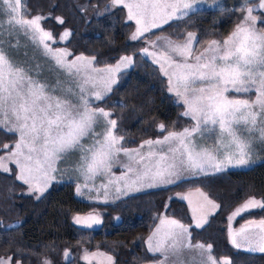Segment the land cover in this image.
<instances>
[{
	"label": "snow or ice",
	"instance_id": "1",
	"mask_svg": "<svg viewBox=\"0 0 264 264\" xmlns=\"http://www.w3.org/2000/svg\"><path fill=\"white\" fill-rule=\"evenodd\" d=\"M206 3L207 0H111L112 5L127 9V19L136 25L129 39L144 40L146 46L139 54L159 65L168 78V91L185 106L182 115L194 121L180 131L168 130L161 123L157 125L161 137L129 148L126 138L117 134L118 120L111 118L113 113L95 102L105 101L112 93L118 82L116 73L132 66L136 53L122 55L114 66L105 67L96 66L95 56L81 54L68 59L73 53L67 48L54 50L45 43L53 39L52 33L41 27L46 17L31 16L26 0H0V130L17 135L14 146H0V151L8 149L6 156H0V171L10 172L7 162L14 163L19 169L16 179L29 186V194H38L36 199H40L61 172L59 164L79 153L72 171L83 177L84 184L77 185V193L82 195L89 181L110 174L113 166L119 165L121 175L110 176L108 183L101 185L106 198L109 185H115L119 198L129 191L178 184L229 166L250 167L257 147L264 149V27L257 26L264 25V0H240L239 7L231 10L241 13L234 29L223 39L209 40L203 48L193 31L186 35L178 32L175 40L145 35H154L152 30L162 29L164 24L183 22ZM210 7L222 10L219 0H213ZM56 20L64 23L61 17ZM21 34L35 48L42 46V55L54 61V68L59 69L54 82L44 75V65L34 62L35 56L28 58L25 51L24 59H20ZM70 35L66 29L61 39L67 40ZM47 71L52 72L53 67ZM61 73L65 79L60 78ZM230 90L254 91L256 96L254 100L250 96L229 98L225 93ZM102 122L103 130L98 132ZM121 154L125 159L120 158ZM200 195L207 209L219 207L203 192ZM255 208L264 209V199L249 197L229 220ZM195 212L193 209L194 216ZM208 215L210 211H204L195 227L202 228ZM158 219L159 224L146 241L152 264H231L226 258L218 261L211 244L193 243L190 225L166 216ZM74 221L88 228L100 223L95 215L76 216ZM253 230L258 233L256 243L248 235ZM229 236L234 247L239 248L243 239L248 242V251L264 252V219L250 220ZM186 252H196L200 258L188 259ZM69 255L66 251L65 258ZM107 259L112 260L110 256ZM12 261L13 257L0 256V264ZM41 264L52 262L44 258Z\"/></svg>",
	"mask_w": 264,
	"mask_h": 264
},
{
	"label": "trees",
	"instance_id": "2",
	"mask_svg": "<svg viewBox=\"0 0 264 264\" xmlns=\"http://www.w3.org/2000/svg\"><path fill=\"white\" fill-rule=\"evenodd\" d=\"M109 0H26L31 16L42 14L44 31L54 38L70 31L65 44L54 48H67L73 56L96 57V66L114 65L122 55L136 53L132 67L119 74L117 84L105 101L97 102L113 113L118 120V135H123L129 148L138 147L144 140L156 139L162 134L156 129L163 123L168 130L180 131L192 123L182 115L183 108L167 92L166 80L158 68L145 60L139 50L144 40L128 42L133 24L126 19L123 8H117L102 17L85 19L79 8H102ZM259 0H255L258 3ZM230 8L206 9L191 13L183 22H170L162 29L147 34L168 36L187 31L198 34L200 48L211 39H223L241 19L240 12ZM260 15V13H256ZM61 17L64 23H58ZM27 18V17H26ZM179 23V28H177ZM258 27H264L258 23ZM249 95H230L243 98ZM123 104L124 107H120ZM166 134V133H163ZM16 136L0 130V146L12 145ZM3 150L0 151V155ZM199 189L219 205L217 212L200 230L190 228L193 243L213 246L216 259L226 258L231 264H264V253L251 254L235 250L226 241L224 225L226 215L249 197L264 199V162L246 170L227 171L213 176L187 180L167 188L133 195L109 205L81 201L74 196L70 183L52 184L40 199L25 196V186L16 179V172H0V256L13 257L12 264H41L48 258L52 264H82V250H99L111 256L114 264H149L151 257L145 249V240L157 224L158 217L166 216L191 225L185 204L168 198L176 192ZM102 212L101 226L94 230L81 229L71 223L73 215L91 211ZM120 217L113 224V217ZM264 219V209L239 217L234 226L247 221ZM9 225L13 227L9 228ZM18 249L21 251L18 252ZM64 251L70 261L61 263ZM141 258L139 261L135 258Z\"/></svg>",
	"mask_w": 264,
	"mask_h": 264
},
{
	"label": "rangeland",
	"instance_id": "3",
	"mask_svg": "<svg viewBox=\"0 0 264 264\" xmlns=\"http://www.w3.org/2000/svg\"><path fill=\"white\" fill-rule=\"evenodd\" d=\"M212 4H213V0H207V3L203 5V7H202L201 10H205V9H221V8H216V7H210V5H212ZM239 4H240V0H219V5L222 6V8H230V9H233L234 7L238 8L239 7ZM106 6H108V11H105V7ZM117 8H123V7L122 6L112 5L111 4V0H109V2L105 6H103L102 8L83 6V7H80L79 10H80V12L82 13V15L84 16L85 19H90L92 17H94V18H96V17H102V16H104V15L112 12L113 10H115ZM123 9L126 12V19H127V9L126 8H123ZM97 13H102V14L98 15ZM256 13L257 12H254L253 15H256ZM3 19H5V21H6V18H3ZM129 22H131L133 24V31L132 32H134L135 27H136L135 22L134 21H129ZM165 25H167V24L162 25V27H164ZM156 30H158V29H153L152 32L153 31H156ZM63 32L60 33L57 36V38H54L52 36L53 39L52 40L45 41V43H47L49 45V47H51L54 50L55 49H63V48H54L53 47L54 44L62 45V44H65L68 41L69 37H68L67 40H62L61 39V36H62ZM132 32H131V34H132ZM147 34L148 33H146L145 35H147ZM130 35H129V37H130ZM129 37L127 39L128 42H135V41L130 40ZM19 39H20V45H21V47H20V59H24V52L25 51H27L28 58H31V57L35 56L36 57V61H34V62H40L41 64H43L44 67H45L44 75L47 76V77H49L50 80L52 82H54L55 81V73L58 72L59 69L54 68V61H52L51 59L46 58L45 56L42 55V53H43V47L40 46L38 49L35 48L33 46L32 42L28 38H26L23 34L20 35ZM161 43H162V41H161ZM143 44H144V46H146L145 45V42H143ZM142 57L145 60H147L150 63H152L154 66H156L159 69V71H160L159 65L158 64H154L152 62V59L151 58L144 57V56H142ZM49 67H53V71L52 72L47 71V69ZM131 67L132 66H129L128 68H122L120 70V72L116 73V78L118 77L119 74H121V73L129 70ZM160 74L166 80L168 94L171 95L173 97L174 101L176 102L177 101V98L175 97V95L172 94V93H170L168 91V78L166 76H164L161 73V71H160ZM60 78L61 79H65V76H64L63 73H61ZM115 85H113V87ZM251 93L254 95V97H253V100H254L256 94H255L254 91L251 92ZM242 94H249V93H236V92L231 91V90L229 92L225 93V95L228 96V97L230 95H242ZM95 103H97V102H95ZM177 104H180L183 107V112H184L185 111V106L182 103H177ZM187 118L191 119L190 117H187ZM192 122L194 123V121H192ZM157 125H159V124H157ZM157 125H156V129L158 131H160L157 128ZM102 130H103V122H102L101 126L97 128V131L98 132L99 131H102ZM2 131L5 132V133H7L4 130H2ZM8 134H10V133H8ZM12 135L16 136V139H17V135L16 134H12ZM87 143H90V141H86V144ZM208 143L210 144L211 141H209ZM13 146H14V144H13ZM146 151H147V149H145V152ZM7 154H8V149H4L3 150V153L0 156H6ZM78 158H79V153H76L75 155H72V156L68 157V159L64 163L59 164V167L61 169V172L56 174V179L52 181V183L50 184V186L52 184H55V183H70V184H73V187H74V196L77 199L81 200V201H85V202H88V203L100 204V205H109V204H112V203H115V202L119 201L120 199H123L125 197H128L130 195H135V194H138V193H143V192H147V191H151V190L162 189V188H166V187L172 186V185H166V186H161L159 188L144 189V190H142L140 192L129 191L126 196L121 195V196H119V198H117L118 197V194L115 191V185H109V187H108V196L106 198L105 197V194H104L105 193V189L103 187H101V185L107 184L108 183V179H109L110 176L118 177V176L121 175V172H122V169L119 167V165H115V166H113L110 174H107L106 173L105 175L98 176L94 181H89L88 182L89 183V188H91L92 191H89V188H82L83 194L80 195V194L77 193V185H81L82 186L84 184V179H83L82 176H79L78 173H75L74 171H72V168L74 167L75 161L78 160ZM120 158L121 159H125L122 154H121V157ZM252 159H253L254 162L252 163V165L250 167H232V166H229V167H226L221 172H214V173H211V174L206 175V176H213V175H217V174L224 173V172H227V171L246 170V169H249V168L253 167L254 165H257L259 163H263L264 162V149H261V148L257 147L255 153L253 154ZM7 166H8L9 169H10V167H13L15 169L16 175L18 174L19 169L17 168V166L14 163H12L11 161H8L7 162ZM0 172H2V171H0ZM2 173H8V172H2ZM61 173H63V174H61ZM197 177H203V176H197ZM192 178H196V177H192ZM17 181L19 183L23 184L26 187V190L24 191V195L25 196H30V197L36 199V195H38V194H29V186L26 185V184H24L20 180H17ZM200 192H197V190H193V191H187V192H184V193H175L172 196H170L168 198L167 202H166V206L168 205V202L170 200H177V201H180V202L185 203L187 205V207H188V213H189V216H190L191 221H192L191 227L194 228V229H201V228H196L195 227V223H196V220L199 219L203 215V212L204 211H210V215H208V217H207V220H208L209 217H211L217 211V209H218V208H216L215 210H209V209H207L206 202L204 200V197L200 195ZM182 196H187L188 199H181ZM257 200H260V199H257ZM202 201H203V204H202ZM204 205H205V208H204ZM240 205H238V206H240ZM237 207H235L226 216V223H225V226H224V229H225V232H226V237H227V240H228V242L230 244H231V242H230V236H229L230 232L239 230L242 226H245L246 225V223H245L241 227L234 228L233 227L234 222L239 217H241L242 215H244L246 213H249L251 211H255V210L260 209V208L249 209L247 212L242 213L240 216H237L235 219L229 220V216L236 210ZM193 209H196L195 216H194V213H193ZM89 215H95L100 220V223L99 224H94L91 228H88V227H85L83 225L76 224L75 221H74V218L76 216L88 217ZM101 217H102V212H100L98 210L97 211L95 210V211H91V212H88V213L83 214V215H73L71 217V223L75 227H78V228H81V229L94 230V229H97V228H99L101 226V223H102V218ZM116 217L117 216L113 217V219H112L113 224H118L119 221H120V220H117ZM157 224H159V219H158V223ZM248 235L250 237H253L254 238L253 239V243H256L257 242V240H258V233H256L253 230V231L249 232ZM147 239L145 240V247H146V249H147V244H146ZM231 246L234 247L232 244H231ZM248 246H249L248 245V242L246 241L244 243H241V246L239 248H237V247H234V248L237 249V250L246 252V253H253V254L264 253V252H260V251H248L247 250L248 249ZM65 252L66 251H64L63 254H62L61 263H67L71 259V255H69L67 258H65ZM149 254H151V253H149ZM85 255H87V259H85ZM185 256L188 257V259H192L193 257H195L198 260L200 258L197 255L196 252H186L185 253ZM107 257H109V256L106 255V254H104V253H102L99 250H96V251H93V252H90V251H87V250H82L81 253H80V255H79V261L82 264H114L113 258L110 256L112 258V260L109 261L107 259ZM223 259H225V258H221L218 261H221ZM149 264H152V263H149Z\"/></svg>",
	"mask_w": 264,
	"mask_h": 264
},
{
	"label": "crops",
	"instance_id": "4",
	"mask_svg": "<svg viewBox=\"0 0 264 264\" xmlns=\"http://www.w3.org/2000/svg\"><path fill=\"white\" fill-rule=\"evenodd\" d=\"M222 9H223V8H222ZM205 10H206V9H205ZM200 11H201V10H200ZM125 13H126V12H125ZM158 70H159V69H158ZM159 72H160V71H159ZM163 78H164V77H163ZM249 94H252V93H249ZM249 94H242V95H249ZM229 97H230V96H229ZM253 97H254V95L252 94L251 99H253ZM230 98H232V97H230ZM182 108H183V107H182ZM182 113H183V112H182ZM184 117H185V116H184ZM186 118H187V117H186ZM188 119H189V118H188ZM190 120H191V119H190ZM191 121H192V120H191ZM192 123H193V122H192ZM139 145H140V144H139ZM139 145H138V146H139ZM203 177H204V176H203ZM196 178H200V177H196ZM196 178H191V179H196ZM191 179H189V180H191ZM174 185H175V184H174ZM166 188H167V187H166ZM162 189H163V188H162ZM25 190H26V187H25ZM156 190H157V189H156ZM194 190H197V189H194ZM151 191H154V190H151ZM189 191H193V190H189ZM200 191H201V190H200ZM147 192H150V191H147ZM184 192H187V191H184ZM184 192H176V193H184ZM201 192H202V191H201ZM143 193H146V192H143ZM138 194H142V193H138ZM173 194H175V193H173ZM173 194H172V195H173ZM135 195H137V194H135ZM172 195H171V196H172ZM130 196H133V195H130ZM130 196H128V197H130ZM125 198H127V197H125ZM125 198H123V199H125ZM120 200H122V199H120ZM120 200H119V201H120ZM175 201H177V200H175ZM117 202H118V201H117ZM178 202H180V201H178ZM213 202H214V201H213ZM115 203H116V202H115ZM181 203H183V202H181ZM214 203H215V202H214ZM112 204H113V203H112ZM183 204H185V203H183ZM202 204H203V201H202ZM216 204H217V203H216ZM217 205H218V204H217ZM185 206H186L187 213H188V207H187L186 204H185ZM236 207H237V206H236ZM204 208H205V205H204ZM217 210H218V209H217ZM232 210H233V209H232ZM232 210H231V211H232ZM258 210H259V209H258ZM231 211H230V212H231ZM255 211H256V210H255ZM216 212H217V211H216ZM216 212H215V213H216ZM230 212H229V213H230ZM251 212H252V211H251ZM215 213H214V214H215ZM229 213H228V214H229ZM214 214H213V215H214ZM228 214H227V215H228ZM246 214H247V213H246ZM213 215H212V216H213ZM227 215H226V216H227ZM188 216H189V213H188ZM212 216H211V217H212ZM211 217H209V219H210ZM189 218H190V216H189ZM209 219H208L207 221H209ZM190 221H191V218H190ZM257 221H259V220H257ZM247 222H248V221H247ZM247 222L242 223V224L239 225L238 227H241L242 225H244V224L247 223ZM157 223H158V220H157ZM191 223H192V221H191ZM207 223H208V222H207ZM207 223H206V224H207ZM225 223H226V217H225ZM206 224H205V225H206ZM156 225H157V224H156ZM205 225H204V226H205ZM190 226H191V225H190ZM204 226H203V227H204ZM224 226H225V225H224ZM203 227H202V228H203ZM233 227H234V228H238V227H235L234 224H233ZM154 228H155V227H154ZM191 228H192V227H191ZM202 228H201V229H202ZM223 228H224V227H223ZM193 229H194V228H193ZM195 230H200V229H195ZM152 231H153V230H152ZM224 232H225V229H224ZM151 233H152V232H151ZM151 233H150V234H151ZM148 237H149V236H148ZM148 237H147V238H148ZM225 237H226V232H225ZM226 241H227V243L231 246V244H230V243L228 242V240H227V237H226ZM240 242H241V243H244V242H246V241L242 239ZM144 243H145V242H144ZM231 247H232V246H231ZM232 248H234V247H232ZM145 249H146V247H145ZM234 249H235V248H234ZM235 250H237V249H235ZM146 251H147V249H146ZM238 251H240V250H238ZM242 252H243V251H242ZM251 254H253V253H251ZM259 254H260V253H259ZM150 255H151V254H150ZM217 260H219V259H217Z\"/></svg>",
	"mask_w": 264,
	"mask_h": 264
}]
</instances>
